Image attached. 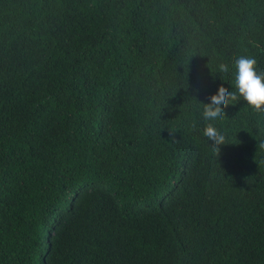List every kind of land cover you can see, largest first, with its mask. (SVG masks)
<instances>
[{
    "label": "trees",
    "instance_id": "trees-1",
    "mask_svg": "<svg viewBox=\"0 0 264 264\" xmlns=\"http://www.w3.org/2000/svg\"><path fill=\"white\" fill-rule=\"evenodd\" d=\"M264 0H0V264H264V111L203 110Z\"/></svg>",
    "mask_w": 264,
    "mask_h": 264
},
{
    "label": "clouds",
    "instance_id": "clouds-1",
    "mask_svg": "<svg viewBox=\"0 0 264 264\" xmlns=\"http://www.w3.org/2000/svg\"><path fill=\"white\" fill-rule=\"evenodd\" d=\"M220 72L224 79L231 78L234 91L221 89L219 96L204 108L203 122L208 125L207 128L202 129L199 124L192 126L194 134L203 132L213 146L225 143V135L216 126L224 120L225 107L229 103H234L239 97L245 100L252 110L264 111V71L258 69L255 57L237 56L231 65L222 66Z\"/></svg>",
    "mask_w": 264,
    "mask_h": 264
}]
</instances>
